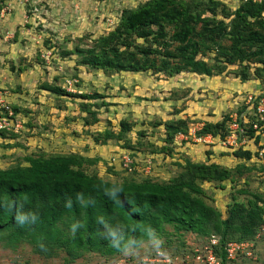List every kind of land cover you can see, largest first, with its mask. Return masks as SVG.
I'll return each mask as SVG.
<instances>
[{"label": "trees", "instance_id": "1", "mask_svg": "<svg viewBox=\"0 0 264 264\" xmlns=\"http://www.w3.org/2000/svg\"><path fill=\"white\" fill-rule=\"evenodd\" d=\"M137 41L147 46L136 44ZM75 53L83 56V65L116 73L154 71L168 77L191 73L212 78L238 65L242 82L253 76L250 69H255L258 74L254 77L260 78L264 73V0H241L235 10L221 0H149L123 12L117 27L94 41L91 47L76 45L74 50L61 54ZM212 55L214 64L206 60ZM221 60L222 66L218 62ZM43 88L57 95L86 100L88 103H82L81 108L90 113L98 106L90 101L105 99L97 92L75 95L46 83ZM263 96H256L255 108ZM181 112L176 109L174 114L178 116ZM234 114H227L219 122H205L197 136L212 135L224 142L236 118L245 129L241 137L255 138L259 143L262 137L257 132L264 121L254 119L247 125L242 117L238 119L242 113ZM91 115L96 120V113ZM192 121L190 117L154 121L153 127H166L167 138L163 139L162 146L149 144L152 159L157 160L161 155L164 158L175 156V138L189 135ZM120 128L118 133L106 131L101 144L116 139L120 143L130 125L122 120ZM7 134L11 133L0 132L5 137ZM18 137L19 134L12 133L11 140ZM5 145L6 149H14L20 144ZM122 148L132 154L133 160L140 150L125 145ZM247 148H227L232 149L231 157L240 160L234 168L210 159L203 162L189 158L177 160V172L168 181L154 180L153 174L143 179L128 175L120 181L106 180L92 169L99 159L75 152L31 155L25 158L27 165L0 168V245L16 254L30 249L44 259L63 253L71 264L88 253L114 257L137 248L143 241L165 237L170 244L171 236L192 233L198 247L207 244L213 236L219 237L216 254L222 258V264H235L246 255L238 253L232 260L227 257L225 248L235 241L253 242L254 229L264 224V198L258 192L241 190L253 199L247 206L234 203L224 218L223 213L211 205L202 184L218 183L224 188V182H233L235 175L242 178L252 173L255 168L248 167L246 162L258 158L259 152ZM135 163H130V168L125 170L133 171ZM167 227H172L173 233L167 232ZM166 250L164 253L173 257L197 255L194 246L183 251ZM0 264L33 263L26 259Z\"/></svg>", "mask_w": 264, "mask_h": 264}, {"label": "rangeland", "instance_id": "2", "mask_svg": "<svg viewBox=\"0 0 264 264\" xmlns=\"http://www.w3.org/2000/svg\"><path fill=\"white\" fill-rule=\"evenodd\" d=\"M146 1L149 0H0V95L16 115L14 120L19 127L18 132L5 131L11 134L0 135V168L21 163L27 165L26 157L43 152H75L96 157L99 161L92 169L110 181H120L128 175L143 179L150 174L156 177L154 180L168 181L177 172L176 161L188 158L200 162L210 159L230 168L236 166L240 160L230 157L232 149L228 151L212 135L204 136L203 142L178 135L173 143L175 156L164 158L161 155L157 160L152 159L149 144L162 146L163 139L167 138L166 127L155 128L152 123L161 118L190 117L194 120L190 132L196 127L198 132L205 122H219L229 113L238 116L242 113L238 119L242 117L248 125L259 119L255 106L247 99L252 97L254 100L253 97L264 94V73L257 78L254 77L258 74L255 69H250L253 76L245 82L238 77V65L212 78L191 73L168 77L154 71L116 73L83 65V56L76 53L71 56L61 54L74 50L76 45L91 47L94 41L117 27L123 12L136 9ZM221 1L233 10L241 2ZM139 43L143 41L136 44ZM143 44L147 46V43ZM206 60L215 63L213 55ZM218 62L222 66L223 61ZM45 83L75 95L96 92L104 95L105 99L90 101L99 106L94 108L96 112L91 111L96 113V120L90 112L82 110V103H88L86 100L49 92L43 88ZM103 103L107 106H101ZM176 109L182 111L178 116L174 114ZM86 119L92 125L86 124ZM122 120L130 125V130L124 133L120 143L116 139L101 144L106 131L118 133L121 130ZM259 128L257 135L262 137L259 143L255 138L241 137L246 141L247 149L259 152L258 158L246 162L248 167L255 168L252 173H246L242 178L235 175L233 182H224V188L218 183L202 184L211 205L218 208L224 218L234 203L247 206L253 199L241 190L258 192L264 198V133L260 134L264 132V125ZM12 133L19 137L11 140ZM13 142L19 143V147L5 148V144ZM139 143L144 146L140 147ZM124 145L146 153L139 155L137 152L138 156L133 160L132 154L123 150ZM125 157H130V163L136 162L133 171L125 170ZM166 231L173 233L172 227H167ZM254 231L252 243L232 242L242 244L239 253L246 255L235 264H264V224L256 226ZM170 238V244L166 243L165 237L143 241L137 248L114 257L88 253L71 264H154L157 260L165 264L168 263L166 258L173 257L164 253L167 248L183 251L197 247L198 240L193 242L192 233ZM11 251L0 245L1 263L28 259L33 264H69L63 253L53 259H44L30 249L18 254ZM189 259L186 264H196L193 257Z\"/></svg>", "mask_w": 264, "mask_h": 264}, {"label": "built area", "instance_id": "3", "mask_svg": "<svg viewBox=\"0 0 264 264\" xmlns=\"http://www.w3.org/2000/svg\"><path fill=\"white\" fill-rule=\"evenodd\" d=\"M255 1H261V0H255ZM252 97H250L251 101ZM2 95H0V131H14L18 132V128L16 127L18 123L15 124V114L13 110L8 107L6 104H4V101L2 102ZM257 115L259 116L260 120H264V98L261 99L259 106L257 107ZM255 129L258 128V125L256 124L254 126ZM229 135L227 136V139L222 142V145L226 148H234L238 149L240 147H244L246 144L245 140L241 139V135H244L245 129L243 127H240L237 123V119L235 118L234 121L231 123ZM197 127L193 129L187 136H191L195 139H198V141L203 142L204 136H197ZM180 136L185 137L186 135L181 134ZM125 166L127 168H130L128 163H130L129 157H125ZM220 238L217 236H213L210 241L201 246H197L194 250L197 253V255L193 254H187L184 257L180 258L179 256L175 257H169L166 258L168 263L165 264H176V262L180 264H186V261H190V257H193L196 264H222L223 260L221 257H219L215 252V247L219 244ZM243 247V245H238L237 243H229L228 246L225 248L227 257L229 259H235L238 256V253L240 251V248ZM180 258V259H179ZM193 260V261H194ZM166 261V262H167ZM154 264H163L162 262H159L158 260ZM189 264V263H187ZM193 264V263H192Z\"/></svg>", "mask_w": 264, "mask_h": 264}, {"label": "clouds", "instance_id": "4", "mask_svg": "<svg viewBox=\"0 0 264 264\" xmlns=\"http://www.w3.org/2000/svg\"><path fill=\"white\" fill-rule=\"evenodd\" d=\"M263 98H264V96L260 98V100L258 101L257 106H256V108H255V114H256V116H257L258 118H259V116L257 115V107L259 106L260 101H261V99H263ZM253 99H255V97H253ZM247 100H249V97H248ZM253 102H254V100L248 101V103H253ZM259 120H260V118H259ZM260 121H264V120H260ZM221 143H222V142H221ZM225 148H226V147H225ZM226 149H227V148H226Z\"/></svg>", "mask_w": 264, "mask_h": 264}, {"label": "crops", "instance_id": "5", "mask_svg": "<svg viewBox=\"0 0 264 264\" xmlns=\"http://www.w3.org/2000/svg\"><path fill=\"white\" fill-rule=\"evenodd\" d=\"M19 17H17V19H18ZM252 151V150H251ZM226 157H229V156H226ZM231 157V156H230ZM225 158V157H224Z\"/></svg>", "mask_w": 264, "mask_h": 264}]
</instances>
